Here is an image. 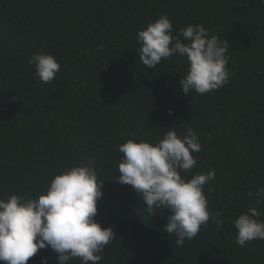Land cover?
Listing matches in <instances>:
<instances>
[{"label":"trees","instance_id":"1","mask_svg":"<svg viewBox=\"0 0 264 264\" xmlns=\"http://www.w3.org/2000/svg\"><path fill=\"white\" fill-rule=\"evenodd\" d=\"M161 15L174 32L200 24L229 42L227 85L185 95L184 58L142 64L137 33ZM41 52L61 65L51 83L26 63ZM171 127L198 132V165L182 176L215 169L205 195L224 221L221 229L210 219L182 247L163 231L167 210L148 214L133 187L118 183L126 134L155 143ZM89 158L104 181L95 219L115 232L99 264H264V241L239 246L233 223L250 207L264 219L255 203L264 187V0H0V199L37 198ZM44 258L58 264L51 249L28 264Z\"/></svg>","mask_w":264,"mask_h":264},{"label":"clouds","instance_id":"2","mask_svg":"<svg viewBox=\"0 0 264 264\" xmlns=\"http://www.w3.org/2000/svg\"><path fill=\"white\" fill-rule=\"evenodd\" d=\"M136 39L141 45L137 50L139 60L147 68H155L177 54L185 59L187 71L179 82L185 95H204L229 82V42L210 35L203 25L189 24L174 32L170 18L161 15L139 30ZM26 63L34 66L35 77L43 83L53 82L61 68L53 55L43 52L33 54ZM126 135L132 138L119 146L123 158L118 183L133 187L147 205L148 214L155 216L156 209L167 210L163 231L176 237L178 247L195 238L210 219L223 228V219L210 211L205 195V186L216 178L215 169L190 179L182 176L198 165L193 155L202 150L197 131L188 127L185 134L171 127L155 143L137 140L134 131ZM103 185L96 161L89 158L86 165L71 166L56 175L37 198L11 195L0 199V261L28 264L40 250L51 249L58 264H70L76 259L80 264H99L106 247L115 239L113 228H104L95 219ZM207 191L211 193L213 188ZM248 196L253 197V193ZM255 203L264 204V187L255 193ZM261 215L250 207L233 221L239 246L264 241ZM42 264H47L46 258Z\"/></svg>","mask_w":264,"mask_h":264}]
</instances>
